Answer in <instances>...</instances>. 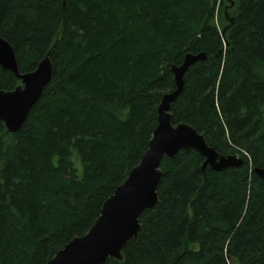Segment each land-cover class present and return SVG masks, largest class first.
<instances>
[{
    "label": "trees",
    "instance_id": "1",
    "mask_svg": "<svg viewBox=\"0 0 264 264\" xmlns=\"http://www.w3.org/2000/svg\"><path fill=\"white\" fill-rule=\"evenodd\" d=\"M0 0V37L18 71L48 54L52 77L19 131L0 120V264H46L100 215L147 149L172 65L184 74L172 122L242 163L163 157L158 201L123 260L264 264V0ZM0 66V90L20 84Z\"/></svg>",
    "mask_w": 264,
    "mask_h": 264
},
{
    "label": "water",
    "instance_id": "2",
    "mask_svg": "<svg viewBox=\"0 0 264 264\" xmlns=\"http://www.w3.org/2000/svg\"><path fill=\"white\" fill-rule=\"evenodd\" d=\"M204 58L203 53H187L179 65L171 66L175 87L165 93L158 104L157 123L140 161L104 200L100 215L89 230L82 236L73 237L46 264H101L107 258L122 261V249L139 233L140 214L153 209L158 201L156 188L162 174L163 157L170 159L180 150L194 149L204 157L203 167L208 165L215 171L236 168L242 163L235 155L217 152L191 125L172 122L171 104L183 92L184 74L191 65ZM0 66L11 71L21 82L13 90H0V120L7 132L14 133L20 130L50 82L52 64L47 54L33 71L20 73L12 46L0 37ZM255 171L264 180V170Z\"/></svg>",
    "mask_w": 264,
    "mask_h": 264
},
{
    "label": "rangeland",
    "instance_id": "3",
    "mask_svg": "<svg viewBox=\"0 0 264 264\" xmlns=\"http://www.w3.org/2000/svg\"><path fill=\"white\" fill-rule=\"evenodd\" d=\"M231 0H225V4L222 10V21L227 23L225 26L228 25V22L230 21V14H229V6H230Z\"/></svg>",
    "mask_w": 264,
    "mask_h": 264
},
{
    "label": "bare ground",
    "instance_id": "4",
    "mask_svg": "<svg viewBox=\"0 0 264 264\" xmlns=\"http://www.w3.org/2000/svg\"><path fill=\"white\" fill-rule=\"evenodd\" d=\"M199 153V152H198ZM200 154V153H199ZM163 159V158H162ZM162 161V160H161ZM160 165H161V163H160ZM207 166V165H206ZM161 168V167H160Z\"/></svg>",
    "mask_w": 264,
    "mask_h": 264
}]
</instances>
